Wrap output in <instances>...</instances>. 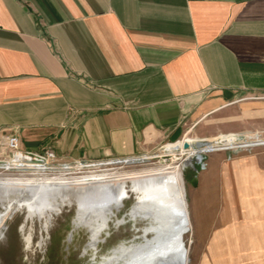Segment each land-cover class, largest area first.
<instances>
[{
  "label": "crops",
  "instance_id": "0c3cea01",
  "mask_svg": "<svg viewBox=\"0 0 264 264\" xmlns=\"http://www.w3.org/2000/svg\"><path fill=\"white\" fill-rule=\"evenodd\" d=\"M237 116L264 119V0H0V145L131 159ZM198 196L201 243H264V150Z\"/></svg>",
  "mask_w": 264,
  "mask_h": 264
},
{
  "label": "rangeland",
  "instance_id": "374dc122",
  "mask_svg": "<svg viewBox=\"0 0 264 264\" xmlns=\"http://www.w3.org/2000/svg\"><path fill=\"white\" fill-rule=\"evenodd\" d=\"M214 126L225 130L201 134V136L195 131L189 132L188 130L180 139L165 142L155 151L143 156L95 162L56 158L54 161L46 160L42 166L35 164L38 162L13 165L12 161L16 157L8 150L4 142L0 145V177H21L22 174H25L24 177H32L33 173H44L50 176L64 175L69 178L113 171L128 172L144 167L174 166L186 159L190 151L188 148L183 150L179 147L172 152L164 146L185 140L188 135L187 137L194 139L193 151L206 149L202 153L201 161L194 160V165L185 166L182 170L192 219V209L197 203L201 189V175L213 156L223 155L224 158L230 160L238 155L253 154L264 150V119L262 118L237 116L222 120L217 125L210 124V127ZM237 129H243L245 133H237ZM231 135L238 136L233 139L232 145H217V141ZM197 138L201 140L197 141ZM198 143H201V148ZM211 143H213V147L209 149ZM195 177L198 178L197 186L191 182ZM136 201V195L128 199L125 207L118 214L116 222H111L109 234L107 231L103 232L104 240L98 246L97 259L101 260L103 255L108 254L120 243H129L135 235L142 233L145 222L135 224L133 220L128 219L129 215H127ZM72 206L64 207L61 213L54 216L46 229L44 219H39L37 216H35L37 219L35 217L27 218V212L23 205L17 202L9 203L3 210L0 220V264H90L94 255L93 250L86 252L90 233L83 227L75 229L74 218L77 207ZM124 217L127 219L126 222L116 224ZM23 224L25 225L24 230L22 229ZM135 225L139 228L138 231ZM30 234L32 242L28 246L26 237ZM259 239L261 240V238L255 237L256 241L253 243H201V229L195 226L194 232L185 235V242L190 250V264H264V243L259 242Z\"/></svg>",
  "mask_w": 264,
  "mask_h": 264
},
{
  "label": "bare ground",
  "instance_id": "6f19581e",
  "mask_svg": "<svg viewBox=\"0 0 264 264\" xmlns=\"http://www.w3.org/2000/svg\"><path fill=\"white\" fill-rule=\"evenodd\" d=\"M231 139H234L233 136H225L222 141ZM200 140L197 138V141ZM193 145L194 139L186 138L164 146L172 152L179 147L189 149L187 158L174 166L69 178L44 173H33L32 177H24L25 174L21 177H0V220L8 204L17 202L25 208L27 218L37 216L44 219L48 229L50 221L64 207L75 205V229L83 227L90 233L86 247V252H94L90 264H190L185 235L194 232V226L182 170L185 166L194 165V160L201 161L206 150L193 151ZM198 145L201 148V143ZM12 162L13 165H25L32 161L17 156ZM35 164L42 166L44 161ZM134 195L137 201L127 215L135 224L145 222L142 233L135 235L129 243H120L101 260L97 259L98 246L104 240L103 232L110 230L111 222H116L126 201ZM126 221L124 217L116 224ZM26 242L28 246L31 244V234L26 237Z\"/></svg>",
  "mask_w": 264,
  "mask_h": 264
},
{
  "label": "built area",
  "instance_id": "2783aa9c",
  "mask_svg": "<svg viewBox=\"0 0 264 264\" xmlns=\"http://www.w3.org/2000/svg\"><path fill=\"white\" fill-rule=\"evenodd\" d=\"M233 136V135H231ZM233 138H238L237 135H234ZM232 141L233 139L227 141V142H223L222 140L221 141H217V145L218 144H227V145H232ZM5 144H6V147L8 148L9 151H11L13 153V155L15 157L17 156H21V157H25L26 160L28 159H37V160H42V161H46V160H55L56 157H55V154L53 152H49L48 154H45V155H41V154H32V153H25L23 151L20 150V147H19V137L16 136V135H10L6 138L5 140ZM247 145H250V144H247Z\"/></svg>",
  "mask_w": 264,
  "mask_h": 264
},
{
  "label": "water",
  "instance_id": "95a60500",
  "mask_svg": "<svg viewBox=\"0 0 264 264\" xmlns=\"http://www.w3.org/2000/svg\"><path fill=\"white\" fill-rule=\"evenodd\" d=\"M28 161H32V162H39V161H42V160H35V159H28ZM192 184L194 185V186H197L198 185V178L197 177H195L192 181Z\"/></svg>",
  "mask_w": 264,
  "mask_h": 264
}]
</instances>
